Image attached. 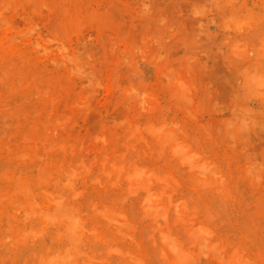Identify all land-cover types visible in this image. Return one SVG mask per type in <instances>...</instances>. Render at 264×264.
I'll return each instance as SVG.
<instances>
[{
    "label": "rangeland",
    "instance_id": "rangeland-1",
    "mask_svg": "<svg viewBox=\"0 0 264 264\" xmlns=\"http://www.w3.org/2000/svg\"><path fill=\"white\" fill-rule=\"evenodd\" d=\"M244 19L247 20L245 23L244 21L240 22ZM39 20L41 22L44 20L45 25ZM32 22L38 25L33 26ZM0 23V34H3L7 27L12 29L13 36L17 34L22 36V38L16 36V39L19 37L17 40L14 37L15 43H20L19 45L22 46L28 44L27 49L32 56L27 73L18 72L13 79L0 81V172L3 166H8L16 161L15 152L17 151L15 150L22 149L23 151L24 148H29L31 151L24 149L25 152H29L25 159L28 163L33 155L32 147L35 146V143L38 152H44L43 150L46 147H51L50 145L53 147L49 149L52 158L44 164V169L48 168L45 170L46 173L49 170L55 173L50 175V171L48 172L52 178L57 174L53 157L58 155L60 142L67 146H70L67 143L73 144V150L83 155L86 160H92L93 155L96 160V155L99 152L111 148V140L102 139L103 134L111 132L121 134L122 123L126 118L142 122L148 115L152 118L160 116L168 121L171 120L170 122L174 123L178 131L180 128V132L185 133L184 137L195 149L207 154L210 163L214 162L210 171L204 172V179L209 178V183H212L211 180H213V184L222 180L221 183L228 188V192L230 191V201L222 211L223 215L231 214L238 217V226L258 233V222L262 214L261 204H264V168L262 167L264 165V96L259 95L253 87L250 90L249 86H246L249 82L246 75L254 66L264 65V49H262V45L264 48V0H0ZM11 25L16 28L13 29ZM32 27L36 28L32 30ZM78 27L79 30L81 29L80 31H78ZM24 29L25 34L22 33ZM65 33L66 36H64ZM34 38L39 39V45L42 43V45L51 44L45 53L42 50L44 49L42 45H34V42L33 44L30 42L31 40L36 41ZM60 38L61 40L65 38L64 41L67 42V45L65 42L63 43L69 52L67 53L68 58L64 56L66 61L71 58L74 60L70 56H74L75 53V57L80 59L81 66H86L82 69L85 74L84 72L80 73V70L78 73V69L77 73L74 71L77 68L73 65L74 61L69 65L62 58L64 48L58 47ZM82 41H85V44ZM35 46L38 47L35 48ZM57 47L60 49L57 50ZM57 55L58 57H56ZM54 59L60 64H55ZM149 59L151 62L148 61ZM120 60L121 64H119ZM91 63L92 67H90L93 69L89 67ZM71 65L74 67L73 69ZM243 65L247 68L244 69L245 71L242 69ZM68 68L71 70L70 73ZM241 69L244 74L246 73L245 75L241 74ZM33 74L43 80L32 78ZM175 74L181 75L182 78ZM66 77L69 81L66 80ZM111 78L117 84L119 82V85L132 82L134 89L140 90V93L138 91L136 93L134 90L131 91L134 92L131 93L132 95H129L128 92L125 94L123 91H116L114 94L105 92L107 90L105 87L111 82ZM174 79L186 81L183 82V87L186 86V96L182 95L184 99L179 97L181 95L172 93L176 81ZM167 80L171 82L169 83ZM141 81L144 83L138 86ZM69 84L73 86H69ZM34 86L37 87V90ZM262 89L264 90V86ZM187 90H190L191 93ZM252 90L255 92L251 93ZM42 91H46L45 94ZM141 92L143 95L145 92V96L141 97ZM256 92L257 94H255ZM133 94H138L140 97ZM146 94H151V98ZM4 96L10 98L6 100L3 98ZM131 96L132 98H129ZM152 96L158 103L155 106H151L149 101H154ZM22 97L25 99H21ZM134 97L141 101L135 98L136 101ZM188 98L191 100L189 101ZM74 99L76 100L74 101ZM50 101L53 103L51 104ZM4 102L7 104L6 106ZM148 104L150 105L147 106ZM152 104L156 103L152 102ZM184 105L186 106L184 107ZM147 107L149 108L147 109ZM247 108H250V111ZM113 109L117 110L113 111ZM246 112L247 114H245ZM238 114L239 116H237ZM65 115L66 119H64ZM235 115L236 117H234ZM227 119L230 126L233 125L234 131L229 124V127L227 126ZM240 119L242 121L239 122ZM32 121L35 122L34 126L31 125L34 123ZM41 121L45 123L42 124ZM37 122H39L38 125ZM106 122L108 123L106 124ZM232 122L233 124H231ZM243 122L245 124H242ZM47 123L48 125H46ZM238 123H241V126ZM36 125L37 127H35ZM243 125L247 127L244 128ZM239 129H242L243 132ZM231 130L233 134L230 133ZM180 132L178 133L182 136V132ZM227 132L231 135H228ZM28 133H31V136ZM241 134L247 136L242 137ZM22 136L23 139H21ZM99 136L104 141L100 140ZM30 137H33V140ZM37 138L39 139L37 140ZM51 140L53 141L51 142ZM28 143L29 145H26ZM232 143L234 144L232 145ZM229 144L232 148L228 146ZM7 145L9 146L7 147ZM79 145L81 146L79 147ZM84 145H90L91 148L89 147L87 150L88 147H84ZM6 147H10L9 152L11 153H7ZM78 147L80 150H76ZM85 148L87 151L84 150ZM247 148L249 149L247 150ZM167 152H164L163 157H158L154 152L150 155L149 160L161 165L177 179L180 178L178 181L183 186V190L187 191L192 184L207 183V180L203 181V174L196 172L198 171L196 168L191 169L187 163L180 164L179 161L183 162L180 158L178 159ZM247 155H251V158H248ZM249 163L251 164L249 165ZM254 163L258 171L254 170ZM251 165L253 168L250 167ZM213 166H215L214 174L211 173L209 176L211 170L214 169ZM248 166L252 168L250 169L251 174L245 173L246 169L249 171ZM188 167L189 169H187ZM256 173H259L260 177ZM1 175L0 189L9 183V181H5L6 177ZM256 176L259 177L257 181ZM196 178H198L197 182L201 178L202 181L197 183ZM249 179H251L252 185H257L259 179L261 181L256 187L251 185ZM195 192L209 202L219 200V193L214 189L210 192L196 189ZM86 194L91 197L89 191H86ZM258 238L256 239V250L264 255V238L260 237V240ZM201 261L203 260L201 259ZM17 262V260L13 261L12 264H17ZM200 263L202 264V262ZM0 264L8 263L0 261Z\"/></svg>",
    "mask_w": 264,
    "mask_h": 264
},
{
    "label": "bare ground",
    "instance_id": "bare-ground-1",
    "mask_svg": "<svg viewBox=\"0 0 264 264\" xmlns=\"http://www.w3.org/2000/svg\"><path fill=\"white\" fill-rule=\"evenodd\" d=\"M15 2L17 3V1ZM255 12L256 11H254V13ZM260 13L262 14V12ZM245 19L240 22L244 21L245 23V21H247ZM42 22L40 21V23ZM236 24L238 25V23ZM3 25L4 24L2 23V26ZM5 25L7 26V24ZM34 25L35 24H33V26ZM37 25L38 24H36L35 26ZM237 25L234 26L237 27ZM11 26L13 27V25ZM8 28L9 27H7V30H4L6 29L4 28L3 30L5 32H3V34H0L2 35L0 40V81L8 79L11 80L17 75L16 73L18 72L27 73V68L29 67L32 60V56H30L29 50L27 49L28 44L26 46L19 45L20 43L16 44L14 41V37L16 39V36H19V34L13 36L12 29ZM14 28H16V26L13 27V29ZM35 28L32 27V30ZM80 30L78 27V31ZM22 33L25 34V29ZM64 36H66V33ZM19 37L22 38V36ZM19 37H17V39ZM47 38L49 39V37ZM64 39L62 38L61 40L60 38V45L58 44V47H60L61 49L64 48V50L62 51L64 54L62 55V58H64V56L66 58L68 55L67 53H69L66 50L68 49L65 47V45H67V42L64 41ZM38 40L39 39H37L36 41L31 40L30 42L32 44L34 42V45H39ZM73 40L75 39L73 38ZM64 42L65 45L63 44ZM82 43L85 44V41H82ZM49 45H42V47L44 48L42 49L44 53ZM36 47L38 46H35V48ZM58 47L57 50L60 49ZM259 48L257 47V49ZM262 49H264L263 45ZM59 55L61 56V54ZM56 57H58V55ZM70 57H73L74 60H72L71 58L68 59L69 61H66V59L64 58L65 61L68 62L69 65L73 64L74 61L73 65L77 67L74 71L76 72V70L78 69L77 72L80 70V73L84 72L85 74V71H83L82 69H84V67L86 66H81L80 59L78 57H75V53L74 56ZM70 60L72 61L71 63ZM91 60L93 61V59ZM148 61H150V59ZM242 61L244 62V60H241V62ZM66 62L61 61V63L63 64H66ZM119 62V64H121L122 61L120 60ZM56 63L57 61L55 62V64ZM58 64L60 63H57V65ZM129 64L131 65V63ZM245 65H243V67ZM90 66L92 67V63L91 65H89V67ZM243 67V70L247 69ZM73 68L74 67L72 66V69ZM242 69L241 74H244ZM68 70L70 69L68 68ZM40 72L42 73V71ZM70 72L71 70L69 71V73ZM35 74H33V77H31L34 79L37 78V80L42 79H39V76L36 77ZM164 75L166 74L164 73ZM180 76L181 75L177 77ZM246 76L249 81L248 85L246 84V86H249L250 90L253 87V89L257 91L259 95L264 96L262 95L264 94V90L262 89V87L264 86V65L254 66L253 68H251V70H249L248 75ZM66 80L69 81L67 77ZM183 82L177 79L175 81V84L172 83L174 84L172 93L178 96L181 95L179 97L184 99L182 95L186 96V86L184 85L183 87ZM143 83L141 81L138 86H141ZM169 83L167 84L169 85ZM69 86L73 85L69 84ZM34 88L36 89L37 87L34 86ZM105 88L107 89L105 92H108L110 94H114L116 93V91H123L124 93L128 92V94L130 95L131 93H134L131 91H136V88L134 89V84L132 82H127L119 85V82L117 84L112 78L111 82L107 84ZM76 90L79 91V89L77 88ZM187 91L190 92V90ZM255 91L252 90V92H250L253 93ZM42 92L43 94H45L46 91ZM145 92H143L144 95L141 92V97L142 95L145 96ZM257 92L255 94H257ZM138 93H140V90L138 91ZM151 94L146 95L150 97ZM31 95L33 94L31 93ZM37 95H39V93H37ZM133 95L140 97V95L138 94ZM23 97L21 99H28V97ZM3 98L7 100V98L10 97L4 96ZM129 98H132V96ZM135 98L136 97H134V99ZM190 98H188L189 101L191 100ZM52 99L51 101H53ZM154 99L155 98L153 97L152 100ZM75 100L76 99H74V101ZM138 101L141 100L138 99ZM149 101L151 102V106H155L158 104L155 100ZM53 102H51V104ZM72 102L73 100L71 101V103ZM152 102H155L156 104H152ZM6 105L7 104H5V106ZM149 105L150 104H148L147 106ZM141 106H143L142 103ZM185 106L186 105H184V107ZM148 108L149 107H147V109ZM151 108L153 109V107ZM239 108L241 107L239 106ZM185 109L187 110V108ZM249 109L250 108H247L248 111H250ZM114 110L117 109H113V111ZM188 110H190V108H188ZM50 111L48 112L50 113ZM189 112L191 113V111ZM247 112L245 114H247ZM66 115L64 119H66ZM237 116H239V114ZM234 117H236V115ZM56 121H58V119H56ZM170 121L160 116L152 118L150 117V115H148V117H146L142 122L135 119L131 120L126 118V120L122 123L121 134L115 132L103 134L102 139L111 140V148L104 149L99 152L96 155V160L94 159V155L92 160H86L83 155H80L78 152H75L73 150V144L67 143L70 144V146L68 145V147L65 143L60 142L58 145V155L53 157V162L55 163L57 174L52 178L48 175V172L50 170L46 173L45 170H47L48 168L44 169V164L52 158V156L49 154V149L52 147V145H50L49 142L48 144L51 147H46L47 150L45 147H42L46 150H43L44 152H38L37 147H35L36 144L34 143L35 146L32 147L33 155L29 159L28 163L25 161V159L28 157L27 154L29 152H25L24 149L28 151L27 149L29 148H24L23 151L22 149L15 150L17 151H14L16 153V161L12 162L8 166H3L0 172V174H3V176L6 177L5 181H9L7 186L0 189V261L7 262L8 264H12L13 261L16 260L18 261L17 264H201L200 262H202V264H264V255L256 250L257 237L264 238V204H261L262 214L258 222V233L249 231L245 227L243 229L240 227V225L238 226V217L231 214L223 215L222 211L225 210L230 201V191L228 192V188L221 183L222 180L217 181L215 184H213V180L211 179L210 180L212 181V183H209V178L206 179L207 183L203 184V182H201L202 178L203 181L205 180L204 172L206 173L210 171L211 165L214 162L210 163V159L207 154H204V152H200L199 150L195 149L192 144H190L188 139L184 137L185 133L182 131L181 136V134L178 133L180 132V128L178 131V129L175 128L176 126L174 125V123H171ZM226 121L228 126V119ZM240 121L242 120L240 119L239 122ZM233 122L231 124H233ZM38 123L39 122H37V125ZM44 123L45 122H42V124ZM107 123L108 122H106V124ZM34 124L35 122L31 125L34 126ZM242 124L245 123L243 122ZM37 125L35 127H37ZM46 125H48V123ZM239 125L241 126V123ZM230 127L231 129H233V125ZM243 127L245 128L247 126L243 125ZM47 129H49V126H47ZM242 129L239 130L241 131ZM233 131L231 130L230 133H232ZM230 133L228 135H231ZM24 135L26 136V134ZM28 135L31 136V133H28ZM246 136L243 135L242 137ZM23 138L24 137L22 136L21 139ZM30 138H32L33 140V137ZM38 139L39 138H37V140ZM102 139L100 137V140ZM229 139L230 138L228 137V140ZM233 139L235 138L233 137ZM26 140L30 141L29 139ZM52 141L53 140H51V142ZM233 144L234 143H232V145ZM26 145H29V143ZM8 146L9 145H7V147ZM80 146L81 145H79V147ZM85 146L87 145H84V147ZM228 146L231 147L230 144ZM79 147L76 150H80ZM87 147V150L89 149V147L91 148L90 145ZM86 148L84 150H86ZM7 149L8 152L6 149L5 152L11 153L9 152L10 147ZM248 149L249 148H247V150ZM167 151L170 152L172 156H176L178 157V159L180 158L183 161H179L180 164L187 163L191 169L194 167L198 170L196 171L197 173H202L203 177L201 176L202 178L201 180H199L201 182V185L192 184V186L188 187V190L185 191L183 190V186L181 185V183L178 181V179L180 178L177 179L161 165L152 163L149 160L152 153L155 152L158 157H163L164 152ZM247 157L251 158V155H247ZM251 163H249V165ZM254 165L255 163L253 164V166ZM253 166L251 165L250 167L253 168ZM189 167L187 169H189ZM213 167L214 169L211 170L209 176H211V173L214 174L215 166ZM262 167L264 168V165ZM247 168L249 169V171L246 169L247 172L245 173L251 174L250 169L252 168H249V166ZM254 170L258 171V169L256 168ZM52 173L54 172H49L50 175ZM217 173H215V175H217ZM256 175H259V173H256ZM0 177H2V175ZM259 177L256 178V181ZM1 179L3 180L4 178ZM197 179L198 178H196V182ZM213 179L215 180L216 178L214 177ZM249 180L252 185L251 179ZM260 181L261 180L259 179L257 182L258 184L256 183L257 185L252 186L258 187ZM196 189L209 192L214 189L219 193V200H215V202H209V200L207 201L206 199L199 196V194L195 192ZM86 191H89L91 197L86 196ZM201 259L203 261H201Z\"/></svg>",
    "mask_w": 264,
    "mask_h": 264
}]
</instances>
